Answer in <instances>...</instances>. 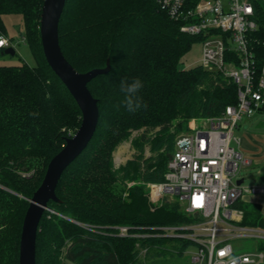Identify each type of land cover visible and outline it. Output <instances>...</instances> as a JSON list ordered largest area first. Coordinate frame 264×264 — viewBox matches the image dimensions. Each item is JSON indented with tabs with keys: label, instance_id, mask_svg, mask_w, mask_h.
I'll return each instance as SVG.
<instances>
[{
	"label": "trees",
	"instance_id": "1",
	"mask_svg": "<svg viewBox=\"0 0 264 264\" xmlns=\"http://www.w3.org/2000/svg\"><path fill=\"white\" fill-rule=\"evenodd\" d=\"M45 0H0L23 17L36 66L2 65L0 48V264H19L22 227L51 160L81 127L82 112L49 66L41 42ZM264 38V9H258ZM62 52L79 72L110 70L88 88L100 118L88 148L66 169L40 222L36 264H146L183 256L192 243L150 236L158 227L190 224L178 203L154 208L147 184L162 183L178 136L193 120L217 118L238 104V88L218 72L180 68L200 39L181 32L157 0H67L59 25ZM16 56V54H15ZM134 133L133 160L117 168L114 153ZM151 157L146 158V148ZM131 182H139L132 187ZM242 224L264 229L256 205L239 203ZM129 227L121 238L118 227ZM136 238V235H148ZM260 249L264 252V242Z\"/></svg>",
	"mask_w": 264,
	"mask_h": 264
},
{
	"label": "built area",
	"instance_id": "2",
	"mask_svg": "<svg viewBox=\"0 0 264 264\" xmlns=\"http://www.w3.org/2000/svg\"><path fill=\"white\" fill-rule=\"evenodd\" d=\"M182 33L200 39L202 67L218 72L238 88V104L219 118L201 119L176 140L165 181L151 183L154 206L172 197L193 219L190 224L163 226L150 236L175 238L193 244L190 264H264V252L236 255L233 240L264 242V229L242 224L236 205L263 188L238 184L241 171L253 160L239 148L234 131L244 117L264 112V38L259 35L258 9L264 0H157ZM9 42L0 38V48ZM127 238L129 227H118ZM148 235H136L146 238ZM145 253V251L143 252Z\"/></svg>",
	"mask_w": 264,
	"mask_h": 264
},
{
	"label": "water",
	"instance_id": "3",
	"mask_svg": "<svg viewBox=\"0 0 264 264\" xmlns=\"http://www.w3.org/2000/svg\"><path fill=\"white\" fill-rule=\"evenodd\" d=\"M67 0H45L41 17V42L45 58L62 83L67 87L82 112L79 130L66 141L63 150L47 168L45 178L34 193L26 212L20 242L19 264H36V243L40 222L51 201H58L56 189L66 169L88 148L98 127L100 112L98 101L91 94L88 84L97 76L110 70L95 69L79 73L64 56L59 39V25ZM6 55L16 54L13 48L5 49ZM244 179L239 180L242 184Z\"/></svg>",
	"mask_w": 264,
	"mask_h": 264
},
{
	"label": "rangeland",
	"instance_id": "4",
	"mask_svg": "<svg viewBox=\"0 0 264 264\" xmlns=\"http://www.w3.org/2000/svg\"><path fill=\"white\" fill-rule=\"evenodd\" d=\"M7 35L4 36L9 42L8 48H13L16 52V56H6L2 59V65L6 66H22L27 64L31 67L36 66L35 58L26 44L24 34L25 27L23 17L17 14H9L3 17ZM202 52L203 46L201 43H196L192 46L189 53L184 57L183 61L180 64V68L183 70H188L202 64ZM219 118V117H217ZM198 125L200 129L203 128L202 122L200 120H193L190 122L189 128L191 126ZM139 135L134 133L131 139L121 145L117 151L114 153L115 166L117 168L124 166L127 162L134 159L137 154L133 148L132 141ZM247 135L251 140L252 144L255 146L252 151L251 159L253 160V165L247 167L241 171L240 177L245 179L244 186L247 188H263L264 187V112L256 114L254 117H244L243 120L239 123V126L234 131L235 138H244ZM180 136H178L179 138ZM146 158L151 157V152L149 147L145 151ZM140 184L139 182H131L130 187ZM151 189L147 184L148 197L151 202ZM246 198V199H245ZM162 200L154 206V208L161 207L163 203L167 202L169 204L177 203L172 197H162ZM245 202H255L261 206L262 212H264V194H251L245 196ZM236 255H245V254H256L260 250L262 244L261 241H256L255 239H236L232 242ZM194 251L193 247L187 249L183 256L179 257L174 254H166L163 257L146 260L141 254L142 261H147L146 264H190L191 255Z\"/></svg>",
	"mask_w": 264,
	"mask_h": 264
},
{
	"label": "crops",
	"instance_id": "5",
	"mask_svg": "<svg viewBox=\"0 0 264 264\" xmlns=\"http://www.w3.org/2000/svg\"><path fill=\"white\" fill-rule=\"evenodd\" d=\"M240 140H241V143H240V146H239V148L241 149V151L245 154V155H247L248 157H250L251 158V156H252V151L251 150H254L255 148V146L252 144V142H251V140L248 138V136L247 135H245L244 136V138H240ZM257 194H259V193H257ZM248 195H251V194H247V195H245V196H248ZM253 195V194H252ZM246 199V198H245ZM245 199H242L239 203H243V204H245V205H256V206H258V207H260V209H261V206L258 204V203H255V202H251V203H249V202H245L244 200ZM238 203V204H239ZM238 204L236 205V207L238 206ZM238 208V207H237ZM261 212H262V209H261ZM263 214H264V212H262Z\"/></svg>",
	"mask_w": 264,
	"mask_h": 264
}]
</instances>
